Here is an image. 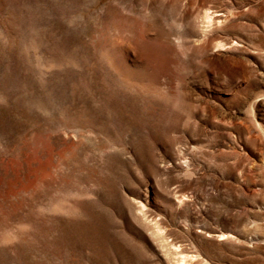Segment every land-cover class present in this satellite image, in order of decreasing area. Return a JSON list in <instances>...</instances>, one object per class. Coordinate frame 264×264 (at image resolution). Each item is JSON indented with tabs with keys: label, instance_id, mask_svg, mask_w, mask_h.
<instances>
[{
	"label": "rangeland",
	"instance_id": "obj_1",
	"mask_svg": "<svg viewBox=\"0 0 264 264\" xmlns=\"http://www.w3.org/2000/svg\"><path fill=\"white\" fill-rule=\"evenodd\" d=\"M0 264H264V0H0Z\"/></svg>",
	"mask_w": 264,
	"mask_h": 264
}]
</instances>
